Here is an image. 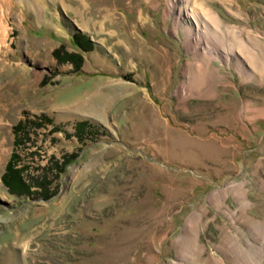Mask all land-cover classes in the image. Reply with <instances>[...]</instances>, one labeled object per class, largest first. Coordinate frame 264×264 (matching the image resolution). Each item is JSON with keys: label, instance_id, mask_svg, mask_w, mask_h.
Listing matches in <instances>:
<instances>
[{"label": "rangeland", "instance_id": "rangeland-1", "mask_svg": "<svg viewBox=\"0 0 264 264\" xmlns=\"http://www.w3.org/2000/svg\"><path fill=\"white\" fill-rule=\"evenodd\" d=\"M190 1L253 74L182 0H0V264H264V0Z\"/></svg>", "mask_w": 264, "mask_h": 264}, {"label": "bare ground", "instance_id": "bare-ground-1", "mask_svg": "<svg viewBox=\"0 0 264 264\" xmlns=\"http://www.w3.org/2000/svg\"><path fill=\"white\" fill-rule=\"evenodd\" d=\"M182 1H185L186 3L188 0ZM189 3L191 4V7H189ZM194 3L196 2L189 0L183 8H176V10L174 9V6H172L171 10V13L175 17L174 20H176V25L181 26L182 29H184L186 33L189 34L186 36L187 39H192V52L198 53L199 51H201L202 55L200 56H202L203 58H222L227 64L230 60L235 61V64H238L239 70H244L250 72L249 74H253L252 71H250L247 62L244 59L240 58L241 52H239L238 49H236L237 51H235V49L232 47L221 49L211 43L210 40H208V29L213 28L212 30H214L215 32L221 31L222 20L221 18H219L218 14H214L213 10H211L210 8L204 9L202 5L197 7ZM97 23L101 26L103 22L97 21ZM208 87L213 88V83L211 82ZM179 90L180 91H178L177 94L181 95L184 99L186 97H190V93L193 92V89L189 90L184 85L180 86ZM97 95L101 97L102 93H97ZM99 100H101V98H99ZM101 101L102 102L100 104L96 103V112H98L102 108H107L108 104L112 102V98L110 100L106 97H102ZM92 105L93 104L91 103V101H89L88 108H90L91 110L93 109ZM78 108L79 107L77 106V109ZM73 173L74 170L71 172V175H73Z\"/></svg>", "mask_w": 264, "mask_h": 264}, {"label": "trees", "instance_id": "trees-1", "mask_svg": "<svg viewBox=\"0 0 264 264\" xmlns=\"http://www.w3.org/2000/svg\"><path fill=\"white\" fill-rule=\"evenodd\" d=\"M72 43L75 47H79L81 51H91L94 47V43L88 39V36L78 32L74 37H72ZM67 60L70 63L72 62L75 67H79L83 63V58L79 54H67L65 57H62V60ZM85 122L81 123L79 127L82 131H86ZM97 128V127H93ZM13 160V159H12ZM11 162L8 164L7 173L4 175L5 183L9 186L10 191L17 194H30L32 191V185L27 183V180L23 177V170L15 168L14 163Z\"/></svg>", "mask_w": 264, "mask_h": 264}]
</instances>
